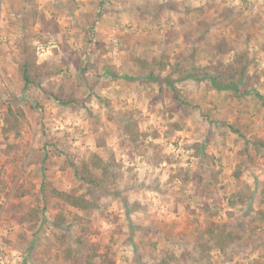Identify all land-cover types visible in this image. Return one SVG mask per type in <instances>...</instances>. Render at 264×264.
<instances>
[{
  "label": "rangeland",
  "instance_id": "374dc122",
  "mask_svg": "<svg viewBox=\"0 0 264 264\" xmlns=\"http://www.w3.org/2000/svg\"><path fill=\"white\" fill-rule=\"evenodd\" d=\"M222 38L229 53L213 48ZM22 43L46 63L42 89L23 91ZM242 50L259 81L244 85L249 93L239 98L190 79L178 83L183 105L169 89L125 78L145 73L135 57L165 55L190 69ZM254 90L264 95V0H0V127L9 104L25 110L18 136L0 132V264H85L96 246L115 264H155L153 254L163 251L185 253L179 264H264V149L241 154L243 140L231 129L264 138V105ZM51 92L72 102L60 104ZM126 121L147 135L130 140ZM89 151L120 165L119 194L101 196L81 246L73 219L80 212L71 207L66 230L53 227L52 209L34 229L11 218L9 204H32L43 178L58 189L77 187L76 169ZM17 187L29 195L17 198ZM211 223L240 238L201 253L195 246Z\"/></svg>",
  "mask_w": 264,
  "mask_h": 264
},
{
  "label": "trees",
  "instance_id": "16d2710c",
  "mask_svg": "<svg viewBox=\"0 0 264 264\" xmlns=\"http://www.w3.org/2000/svg\"><path fill=\"white\" fill-rule=\"evenodd\" d=\"M213 48L218 54H226L232 51V46L225 39H217L213 43ZM134 63L141 68L143 76H125L127 80L139 81L141 83L152 84L156 83L159 86V91L169 89L173 100L177 103L186 105V101L182 98V89L178 87V83L185 80H194L197 82L208 81L212 89L216 91H229L232 97L239 98L243 94H248L249 89H242L244 85L249 82H258V78L248 72L250 59L246 51H237L233 54L230 61L217 59L207 65L198 66L192 65L190 69H184L180 61L177 59L171 61L168 57L163 55L162 58L153 57L140 58L135 57ZM46 63H38L35 52L31 46L26 43L20 45L17 69L23 82V91L31 87L42 89V80L46 71ZM88 69V63L82 68V73ZM104 71L111 76V78H118L119 73L112 65H105ZM164 73V75H161ZM174 75H176L174 77ZM165 85V86H163ZM254 95L261 100L264 105V95L258 91H253ZM54 101L60 104H70L72 100H64L59 94L49 93ZM25 117V110L18 103L14 105L9 104L2 115L0 132L5 137L12 133L13 136L20 134V123ZM233 132L237 133L243 140L244 147L240 151L241 154H247L249 150L259 153L264 149V138L261 137H247L242 135L238 130L231 128ZM122 132L127 135L130 140H136L140 136H146L144 132H139L135 129L131 121H126L123 125ZM97 147H101L100 142H96ZM47 155H45L46 159ZM243 164V162L241 163ZM120 167L114 158H105L96 151H89L80 161L79 167L76 169L78 179L80 181L77 187L70 190L58 189L52 182L42 179L40 190L38 194L32 197L33 203L24 204L23 200L12 202L9 204L11 208V218L20 224L27 223L31 229H34L44 212L48 209L55 210V215L52 220V225L55 228L66 230L68 223V214L64 211L65 207H71L78 210L80 214L74 215L73 219L80 225V235L75 237L76 244H83L82 237L89 232V228L85 224L88 222L92 211L99 208V200L103 195L118 196L119 191H114L115 177L117 169ZM241 166H238L234 172V177H239L241 174ZM4 181L0 176V192L3 190ZM84 188V189H83ZM262 193L264 195V181L262 184ZM29 195V191L23 190L20 187L16 188L14 196L21 198ZM243 198V197H242ZM244 201V199H241ZM230 204H234L231 200ZM258 216L260 220H264V211L259 210ZM240 237L236 235L235 231L228 227H222L216 223H211L202 233L197 241L195 248L201 253H209L210 249L217 248L220 251L228 248L231 242H234ZM69 246V245H68ZM72 247L66 248V255L72 252ZM90 252V253H89ZM89 252L85 254V264H95L93 257L99 258L100 264H115L111 258L104 253H99L98 247H90ZM185 253L175 256L169 251L162 253H154L152 259L155 264H179L185 261ZM68 257V255H67ZM65 257V258H67Z\"/></svg>",
  "mask_w": 264,
  "mask_h": 264
},
{
  "label": "crops",
  "instance_id": "0c3cea01",
  "mask_svg": "<svg viewBox=\"0 0 264 264\" xmlns=\"http://www.w3.org/2000/svg\"><path fill=\"white\" fill-rule=\"evenodd\" d=\"M17 251H18V250H16V251L12 250V254H15ZM21 253H22V250H21ZM13 256H14V257H13ZM20 256H21L20 253H19V256H18V255H12V256L10 257V259L12 260V262H15L16 260H19V258H21Z\"/></svg>",
  "mask_w": 264,
  "mask_h": 264
}]
</instances>
